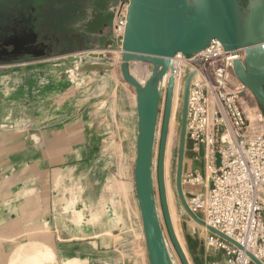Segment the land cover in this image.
<instances>
[{
    "label": "crops",
    "instance_id": "crops-1",
    "mask_svg": "<svg viewBox=\"0 0 264 264\" xmlns=\"http://www.w3.org/2000/svg\"><path fill=\"white\" fill-rule=\"evenodd\" d=\"M55 59L0 64L10 68L0 73V264H147L128 231L142 228L136 196L122 209L108 153L126 109L118 82L85 74L70 83Z\"/></svg>",
    "mask_w": 264,
    "mask_h": 264
},
{
    "label": "water",
    "instance_id": "water-1",
    "mask_svg": "<svg viewBox=\"0 0 264 264\" xmlns=\"http://www.w3.org/2000/svg\"><path fill=\"white\" fill-rule=\"evenodd\" d=\"M30 34L32 37L28 39V46L34 50L30 52L31 56H45V45L36 44L35 33L31 31ZM213 38L219 40L226 51H243V58L233 61V72L264 111V0H128L121 53L116 63L107 64L95 58L94 61H81L74 67L79 75L94 76L107 75L117 69L119 77L131 90L135 103L136 128L133 185L141 217L147 264H174L160 223L153 182L154 145L163 94L164 110L156 166L158 195L171 243L181 264H189L174 235L166 202L163 164L171 115L173 78L168 79L164 89V76L175 53L194 54ZM97 54L90 56L102 55ZM76 59V55H72L69 62ZM9 71L8 67L0 69V73ZM191 77L192 74H189L185 79L182 97L175 167L176 194L183 211L191 219L240 248L234 240L207 226L190 211L185 202L182 175ZM248 255L256 264H261L252 254Z\"/></svg>",
    "mask_w": 264,
    "mask_h": 264
},
{
    "label": "built area",
    "instance_id": "built-area-1",
    "mask_svg": "<svg viewBox=\"0 0 264 264\" xmlns=\"http://www.w3.org/2000/svg\"><path fill=\"white\" fill-rule=\"evenodd\" d=\"M127 6L128 1L118 8L111 29L120 51ZM236 58H243L242 50L226 51L215 38L194 54L177 52L164 76V89L172 77L177 97L192 74L185 152L202 167L183 174L182 185L203 191H184L186 204L207 226L240 245L203 227L205 247L220 254L212 264H252L248 253L264 264V111L235 76Z\"/></svg>",
    "mask_w": 264,
    "mask_h": 264
},
{
    "label": "rangeland",
    "instance_id": "rangeland-1",
    "mask_svg": "<svg viewBox=\"0 0 264 264\" xmlns=\"http://www.w3.org/2000/svg\"><path fill=\"white\" fill-rule=\"evenodd\" d=\"M74 0H42V2H45V8L50 9L52 12H54V18H50V22L56 23L58 21V31L56 30V33L58 35H61L63 32L65 33V26L70 23V21L74 17L73 11H71V6L73 9V4H77V2H72ZM83 1V0H82ZM81 1V2H82ZM128 0H104L105 9H104V15L106 17V27L104 26L102 28V35L100 38L97 39V45L93 47H86V48H78L75 49L70 45H65L63 51H58L57 53L54 51L52 53H48V55L43 57L34 58L31 57L28 59V61L34 60V59H50V58H56L55 64H59L63 69H61V75L63 77L69 78L71 81L70 83H73V81L78 78L80 75L76 73L74 70V67L77 66L81 61H89L93 58H97V56L91 57L90 55H98L97 53H104L105 55L112 56L113 58L118 59L120 56V48L117 44H115L114 40L112 39L111 35V29L114 25V19L115 15L117 13L118 8H120L124 3H127ZM70 6V7H69ZM67 8V9H66ZM63 19V20H62ZM60 20V21H59ZM62 20V21H61ZM63 22V24H62ZM67 22V24H66ZM60 32H62L60 34ZM56 35V36H58ZM106 35V38H105ZM109 39L108 44L106 41ZM106 43V44H105ZM106 50V51H105ZM92 51V52H89ZM90 53V54H88ZM72 55H76V60L69 62L70 57ZM89 55V57H88ZM63 73H66L63 75ZM111 74L113 77L116 78L118 85H117V93L114 95V97L124 104L123 107L125 111V115L123 119L118 115L117 121H120L122 124V130L119 128V125L117 126V131L115 133V140L113 141L112 145L113 148L110 149L108 153L111 152L112 158L115 160L117 167H118V175H117V185L116 189L121 190L124 194V198L120 199V205L122 209L129 211L130 206H132L131 199L134 198V188H133V163H134V143H133V131L135 129V122H134V106H133V99L130 88L121 80L119 77V74L116 70H114ZM108 74V75H109ZM74 79V80H73ZM71 88V87H70ZM72 89V88H71ZM69 90V94L72 93V90ZM70 96V95H68ZM102 97V96H101ZM182 97L183 93H180L177 96L176 100V107L173 112V123L172 127L167 132V140L165 145V152L167 153V163H166V179L168 181V187L170 191V200L172 204V211H173V217H174V224L177 229L178 236L182 242V246L184 248V251L186 253V257L190 264H196L193 260L195 257L198 261L197 264H212L220 257V254H216L212 248H206L204 245V237H205V230L203 226L196 223L193 219H191L182 209L177 194L175 190V167H176V160H177V151H178V142H179V130H180V117H181V108H182ZM164 99L165 95H162L161 104H160V113L158 118V125H157V132H156V141L154 145V157H153V182H154V192H155V200H156V207L158 210V215L160 219V223L162 226V230L164 232V236L172 257V260L174 264H181V261L173 247V244L171 243V240L169 238L162 211L159 201V195H158V185H157V176H156V166H157V151H158V143L160 138V131H161V125H162V115L164 110ZM121 103V104H122ZM127 110V112H126ZM118 113V112H117ZM122 113V112H121ZM116 114V112H114ZM191 153L185 152L184 155V163H192V170L194 168L201 169L202 164L196 163L191 159ZM186 172L184 171L183 174ZM183 190L185 192L190 190H199L203 191L201 187H191L189 184H183ZM186 197V196H185ZM199 217V216H198ZM200 218V217H199ZM135 219V218H134ZM140 217L136 219L139 220ZM135 222V223H136ZM141 222V221H140ZM139 222V225H140ZM130 225V224H129ZM130 229L128 228V231L134 234L135 236L133 239L139 243H141V247H144V236L142 232V228L137 232L136 231V224H131ZM196 242L197 249H195L194 253L189 249L190 244L189 243ZM171 243V244H170ZM200 250H202V253H200ZM254 264V263H252Z\"/></svg>",
    "mask_w": 264,
    "mask_h": 264
},
{
    "label": "flooded vegetation",
    "instance_id": "flooded-vegetation-1",
    "mask_svg": "<svg viewBox=\"0 0 264 264\" xmlns=\"http://www.w3.org/2000/svg\"><path fill=\"white\" fill-rule=\"evenodd\" d=\"M81 1H69V4L77 2L70 9L74 10V17L70 23L66 22L65 33L58 35V21L50 22L52 16L55 19V13L45 8L42 0H0V64L27 61L32 57L30 52L34 50L28 46L31 31L36 35L35 43L45 45L46 55L63 51L65 45L75 49L97 45V39L103 35L102 28L106 27L104 11L98 9L104 0Z\"/></svg>",
    "mask_w": 264,
    "mask_h": 264
},
{
    "label": "bare ground",
    "instance_id": "bare-ground-1",
    "mask_svg": "<svg viewBox=\"0 0 264 264\" xmlns=\"http://www.w3.org/2000/svg\"><path fill=\"white\" fill-rule=\"evenodd\" d=\"M237 59V58H236ZM167 84V83H166ZM165 84V86H166ZM178 90V87L172 86V101H171V115H170V120H169V129L172 127V123H173V120H172V117H173V112H174V109L176 107V100H177V97H176V94H177V91ZM186 124V123H185ZM166 163H167V153L165 152L164 154V164H163V167H164V184H165V191H166V202H167V207H168V212H169V216H170V221H171V225H172V229H173V232H174V235L176 237V240L178 241V243L180 244L183 252H184V255L186 256V253L184 251V248L182 246V242L178 236V233H177V229L175 227V224H174V217H173V211H172V204H171V200H170V191H169V187H168V181L166 179ZM184 198H185V202L187 203V198L185 197V194H184ZM202 226V225H201ZM205 227V226H203ZM231 239V238H230ZM171 244V243H170ZM251 254V253H250ZM249 256V255H248ZM187 258V257H186ZM188 260V259H187ZM189 262V261H188ZM254 262V261H253ZM255 263V262H254ZM190 264V263H189Z\"/></svg>",
    "mask_w": 264,
    "mask_h": 264
},
{
    "label": "trees",
    "instance_id": "trees-1",
    "mask_svg": "<svg viewBox=\"0 0 264 264\" xmlns=\"http://www.w3.org/2000/svg\"><path fill=\"white\" fill-rule=\"evenodd\" d=\"M99 6V10L102 12V11H104V9H105V4H103V5H98ZM99 25H100V23H99ZM190 244V246H189V249H190V251L192 252V254L194 253V251H195V249H197V246H196V242H191V243H189ZM200 253H202V250H200ZM193 260H194V262L197 264L198 263V261L196 260V258L194 257L193 258Z\"/></svg>",
    "mask_w": 264,
    "mask_h": 264
}]
</instances>
